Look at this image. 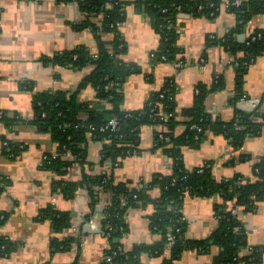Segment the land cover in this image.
I'll return each mask as SVG.
<instances>
[{"label":"crops","instance_id":"0c3cea01","mask_svg":"<svg viewBox=\"0 0 264 264\" xmlns=\"http://www.w3.org/2000/svg\"><path fill=\"white\" fill-rule=\"evenodd\" d=\"M127 1L130 3L120 27L126 47L122 59L135 65L136 71L122 80L123 111L142 110L153 94L173 79L177 86L176 110L181 112L195 105L199 87L211 89L220 78L222 86L205 98L204 107L208 113L225 122L234 118L236 109L246 112L256 109L264 115V55L242 75L235 65L236 56L224 45L228 41L239 50L252 34L264 29V14L249 21L240 20L225 8L216 18L179 15L176 25L178 54L174 62H169L158 55L161 37L152 27L145 9L135 0ZM84 21L85 15L76 1L0 0V112L6 111L28 122L34 118V94L46 91L71 94L79 88L91 72L90 68L53 66L44 62V58L80 48L97 55L99 47L95 33L92 29L80 28ZM102 38L111 41L113 35L102 34ZM201 58H205L204 63ZM178 63H181L180 67L176 66ZM240 76L242 80L239 81ZM238 86L246 101H241L243 96L235 100ZM84 103H91L97 112L111 109L107 103L96 102V90L91 86L79 92L78 104ZM80 117L86 119L87 115L82 112ZM162 130L152 125L142 126L139 151L119 164L111 160L103 163L102 151L109 142L89 134L88 164L82 166L67 152L64 159L74 161V164L63 178L79 182L86 172L107 174L116 183L137 185L150 183L159 175H171L174 166L170 155L157 146V135ZM185 131L186 127L181 125L176 133ZM4 136L25 146L19 156L11 158L2 154L6 144L1 141ZM230 147L224 135L209 132L197 147L182 149L184 168L192 171L209 163L218 181L237 175L255 181V165L264 158V129L258 136L246 138L236 154L232 155ZM57 153L58 145L49 133L23 123L10 130L0 123V177L8 182L0 197V214L6 217L0 235L14 246L8 256L0 257V264H73L77 256L80 264H102L109 248L105 228L101 222L94 230L88 229L86 224L96 214L98 217L103 215L98 210L109 206L111 195L100 191L95 207L85 188L79 189L73 198H65L54 190V182L63 178L45 169L44 161L47 155ZM150 195L153 200L158 199L159 189H151ZM222 203L218 196L185 197L183 214L188 224V239L206 240L219 229L216 208ZM48 208L69 214L71 226L56 233L51 221L41 219ZM156 210L150 203L127 212V234L121 241L126 252L161 241V234L152 227ZM242 224L248 245L261 249L259 264H264V201L244 214ZM68 237L74 238L70 247L57 249L55 241L62 243ZM249 248L242 254L248 255ZM220 251L216 245L204 253L189 250L176 264H211ZM133 264H162V258L142 253Z\"/></svg>","mask_w":264,"mask_h":264},{"label":"trees","instance_id":"16d2710c","mask_svg":"<svg viewBox=\"0 0 264 264\" xmlns=\"http://www.w3.org/2000/svg\"><path fill=\"white\" fill-rule=\"evenodd\" d=\"M58 1L78 3L85 15V21L80 28L92 29L98 42L99 52L95 57L85 48H80L44 58V62L79 70L88 67L91 72L71 94L52 91L34 94L32 120L26 122L21 117L11 116L4 111L0 112V123L10 130L23 123L49 133L53 142L58 145V153L47 155L44 161L45 169L55 172L61 178L66 176L68 169L74 164V161L64 159L67 152L72 154L75 161L82 166L88 164L89 134L97 140L109 142L103 148L102 162L111 160L114 164H119L121 160L139 151L140 129L145 125L163 128L158 132L157 146L165 149L174 166L171 175H159L150 183L140 182L137 185L132 182L116 183L113 177L107 174L91 175L86 172L79 182L65 178L54 182V190L59 191L65 198H73L79 189L85 188L95 207L100 191L110 193L111 202L102 213L105 217L102 223L105 228L104 234L109 242L102 264H133L142 253L162 258V264H176L184 252L192 250L204 253L213 245L219 246L221 251L211 264H259L261 249L248 245L242 222L233 218L226 209L228 202L232 200L244 205L246 212L254 209L258 202L264 201V158L255 165V181L250 182L240 175L218 181L213 176L211 167H205L203 172H200L201 167L192 171L185 169L182 149L186 146L197 147L207 134L212 132L224 135L235 150H240L246 138L258 136L264 129V115L256 109L252 112L236 109L234 118L225 122L208 113L204 107L205 98L209 92L222 86L220 78L211 89L199 87L195 105L181 112L176 110L177 86L173 79L166 82L164 89L153 94L142 110L123 111L121 109L124 100L121 90L122 80L136 71L135 65L122 59L126 47L120 27L125 21L126 6L130 2L127 0ZM225 1L135 0V3L145 9L152 27L161 37L159 57L174 62L178 54L176 45L178 16L186 13L216 18L221 13ZM108 3L111 7H107ZM228 11L236 14L240 20L249 21L254 16L264 14V0H243L240 7L232 6ZM106 33L113 35L111 41L102 38V34ZM253 37L255 40L252 39ZM229 43L226 41L224 45L236 56V62L239 64L236 68L244 75L248 67L259 56L264 55V29L252 34L239 49L240 51ZM88 86L96 90V102L107 103L111 106L110 110L97 112L93 110L91 103L78 104L79 92ZM242 96L243 93L238 86L235 100L238 101ZM82 112L86 113V119L80 117ZM113 118L119 123V130L116 132L108 127V122ZM181 125L186 127V131L177 134L176 131ZM1 141L6 142L2 154L11 158L19 156L25 149L21 143H14L5 136ZM7 186L8 182L5 178L0 177V197ZM153 188H158L160 191L158 199L151 198L150 191ZM188 195L218 196L223 200V203L216 208L220 220L219 229L206 240L187 238L188 224L183 220V203ZM150 203L157 209L152 219V227L161 234V241L152 246H138L126 252L122 248L121 241L127 234V212ZM41 219L51 221L56 233L63 232L71 226L69 214L59 213L52 208L46 209ZM5 220L6 217L0 214V227ZM235 228H240V231H235ZM169 236L174 237V244L167 248ZM73 241V237H68L62 243L55 241V246L59 250L67 249ZM249 247L253 250L249 251L248 255L242 254L245 248ZM13 250V244L0 235V257L8 256ZM73 264H80L78 256Z\"/></svg>","mask_w":264,"mask_h":264},{"label":"built area","instance_id":"2783aa9c","mask_svg":"<svg viewBox=\"0 0 264 264\" xmlns=\"http://www.w3.org/2000/svg\"><path fill=\"white\" fill-rule=\"evenodd\" d=\"M243 0H233L232 2H229L228 0L225 1V3H223L222 9L225 8L227 10H229L232 6L234 7H240L242 5ZM107 7H111V4L108 3ZM180 9V8H179ZM253 40H255V37L252 38ZM97 55H95L96 57ZM201 62L204 63L205 62V58H201ZM236 67H238V63L235 62ZM177 67L181 66V63L176 64ZM198 92V90H197ZM246 101L247 98L246 96H243L241 98V101ZM108 127L111 128V130L113 132H116L119 130V123L118 121L113 118L108 122ZM193 128H197V126H193ZM231 146V145H230ZM232 155L236 154V152H239L240 150H235L232 146L230 147ZM205 167H210L209 163H207L204 167H201L200 172H203V169ZM226 212H228L233 218H235L236 220L242 222V218L244 216V214L246 213V207L244 205H241L237 202V200H232L228 202L227 205V209ZM100 217H98V215L96 214L95 216H93L92 218H90L87 221V226L90 227V229H97L99 222L103 223V220L105 219L104 215H99ZM183 220H186V218L184 217ZM187 221V220H186ZM235 231H240V228H235ZM174 244V237L173 236H169L168 238V243H167V248L172 247ZM250 252L253 250L252 248L249 249ZM239 259V258H238Z\"/></svg>","mask_w":264,"mask_h":264},{"label":"water","instance_id":"95a60500","mask_svg":"<svg viewBox=\"0 0 264 264\" xmlns=\"http://www.w3.org/2000/svg\"><path fill=\"white\" fill-rule=\"evenodd\" d=\"M98 211H99V213H101V214H102V213L104 212V208H103V207H101V209H99ZM87 228H88V229H90V227H87ZM89 232H92V231H90V230H89Z\"/></svg>","mask_w":264,"mask_h":264}]
</instances>
